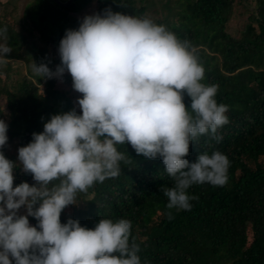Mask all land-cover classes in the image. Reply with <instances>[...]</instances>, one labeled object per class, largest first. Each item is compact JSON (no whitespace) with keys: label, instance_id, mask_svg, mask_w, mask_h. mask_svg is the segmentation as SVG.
Returning <instances> with one entry per match:
<instances>
[{"label":"clouds","instance_id":"1","mask_svg":"<svg viewBox=\"0 0 264 264\" xmlns=\"http://www.w3.org/2000/svg\"><path fill=\"white\" fill-rule=\"evenodd\" d=\"M9 53L0 45V64ZM58 53L54 71L33 62V73L61 80L69 73L82 95L80 114L51 116L43 132L18 149L35 185L14 187L17 164L0 151V264H141L131 221L101 219L89 229L71 218L62 224V211L76 204L78 192L120 174V163L131 162L117 148L126 143L138 156L163 161L174 181L160 188L167 208L190 210L198 199L188 194L191 186L228 181L230 161L220 151L200 153L193 163L186 157L201 136L222 140L217 132L229 123V108L217 103L218 84L203 83L205 68L191 42L147 17L111 9L85 16L77 30H66ZM7 132L0 120V149ZM22 207L26 215H18Z\"/></svg>","mask_w":264,"mask_h":264},{"label":"trees","instance_id":"2","mask_svg":"<svg viewBox=\"0 0 264 264\" xmlns=\"http://www.w3.org/2000/svg\"><path fill=\"white\" fill-rule=\"evenodd\" d=\"M252 1L255 6L236 35L227 28L236 0H73L66 7L55 0H30L20 19L16 5L7 11L12 23L0 14V29H6L0 45L11 49L0 64V120L8 124V142L0 151L17 164L14 187L35 185L22 170L18 149L32 141L33 133L43 132L51 116L73 109L80 114L82 95L73 89L70 74L65 72V84L53 78L42 85L45 79L33 73V62L55 70L61 39L66 30L79 28L88 6L95 14L111 9L147 17L190 41L205 68L203 83L219 85L217 103L229 108V123L217 132L222 140L199 137L186 159L193 163L200 153L220 151L230 161L228 181L193 185L188 194L198 199L190 202V210L168 209L160 188H171L174 181L163 161L138 156L130 144L117 145L131 162L120 163L117 177L78 192L76 204L62 211L61 223L71 218L94 229L101 219H128L141 264H264V0ZM20 62L26 70L15 69ZM184 102L190 107L186 95Z\"/></svg>","mask_w":264,"mask_h":264},{"label":"rangeland","instance_id":"3","mask_svg":"<svg viewBox=\"0 0 264 264\" xmlns=\"http://www.w3.org/2000/svg\"><path fill=\"white\" fill-rule=\"evenodd\" d=\"M30 0H0L1 2V6H0V14L2 15V20L7 21L9 23L13 22V17L11 15L7 14V11H12L14 9L13 6L16 5V11H15V18L16 19H20L23 15L24 12V8L26 6L27 3H29ZM250 2H248L247 0H236L235 3V8L233 9V14H232V18L231 20L228 22L227 24V28H228V32H230L233 35H236L237 30H240L243 25L245 24V22L247 21V16L249 14V9H252V7L255 6L254 2L252 0H249ZM251 3V5H250ZM85 13V15H81L83 17L88 16V15H94V11H93V7L92 6H88L86 7L85 11L83 12ZM74 17H78L79 14H72ZM80 16V18H81ZM23 34L27 35L26 32H23L22 30H20ZM17 62V61H14ZM20 65H15L17 68H15L16 70L19 71L20 70H26L27 67L25 66V64L23 62H20ZM55 79V78H54ZM48 79H45L44 82L42 83V85H44L45 83H47ZM65 77L63 76L62 80L61 79H55V84L61 85V84H65ZM26 214V210L22 209L18 212V215H25ZM30 225H32L30 223Z\"/></svg>","mask_w":264,"mask_h":264},{"label":"water","instance_id":"4","mask_svg":"<svg viewBox=\"0 0 264 264\" xmlns=\"http://www.w3.org/2000/svg\"><path fill=\"white\" fill-rule=\"evenodd\" d=\"M58 4H60L61 6H69L73 0H68L66 2H61L60 0H55Z\"/></svg>","mask_w":264,"mask_h":264}]
</instances>
